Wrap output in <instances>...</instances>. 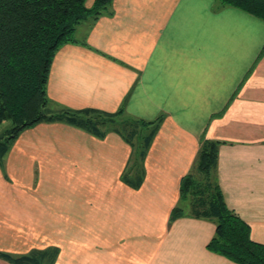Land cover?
<instances>
[{
  "label": "crops",
  "instance_id": "obj_1",
  "mask_svg": "<svg viewBox=\"0 0 264 264\" xmlns=\"http://www.w3.org/2000/svg\"><path fill=\"white\" fill-rule=\"evenodd\" d=\"M108 11L56 51L48 107L162 116L142 183L121 180L132 147L116 132L39 122L0 165V251L56 248L53 264H237L206 248L213 221L170 213L201 139L219 141L212 177L264 244V20L215 0H112Z\"/></svg>",
  "mask_w": 264,
  "mask_h": 264
},
{
  "label": "trees",
  "instance_id": "obj_2",
  "mask_svg": "<svg viewBox=\"0 0 264 264\" xmlns=\"http://www.w3.org/2000/svg\"><path fill=\"white\" fill-rule=\"evenodd\" d=\"M0 0V124L10 126L0 134V165L15 139L43 121H63L97 137L112 130L132 147L121 180L138 188L143 180L142 159L162 116L145 121L123 109L104 112L93 108L63 107L51 111L46 85L56 51L75 42L76 26L108 14L112 0ZM264 20V0H215ZM221 114V113H219ZM219 141L202 138L190 172L180 179L179 203L170 220L182 215L215 223L206 248L237 264H264V244L250 237L249 225L229 209L212 177ZM216 179V178H215ZM184 204L189 205L186 212ZM57 249H32L26 253L0 251L11 264H53Z\"/></svg>",
  "mask_w": 264,
  "mask_h": 264
},
{
  "label": "rangeland",
  "instance_id": "obj_3",
  "mask_svg": "<svg viewBox=\"0 0 264 264\" xmlns=\"http://www.w3.org/2000/svg\"><path fill=\"white\" fill-rule=\"evenodd\" d=\"M90 20V19H89ZM94 21H88L86 24H83L84 22H81L80 24H78L76 26V30L74 32V38H79L81 39V37L83 36V34L85 35V33L87 32V30L90 28V26L92 25ZM72 43V42H71ZM49 99V98H48ZM10 126V122L9 121H4L3 123L0 124V134ZM214 176V175H212ZM214 180L216 181L215 177ZM179 203V201H178ZM184 209L186 212L189 211V205L184 204Z\"/></svg>",
  "mask_w": 264,
  "mask_h": 264
}]
</instances>
